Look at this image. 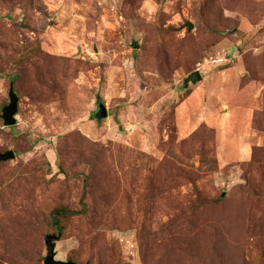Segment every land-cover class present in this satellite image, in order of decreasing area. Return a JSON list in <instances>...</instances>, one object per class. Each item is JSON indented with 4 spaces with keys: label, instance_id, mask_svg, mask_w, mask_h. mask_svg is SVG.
<instances>
[{
    "label": "rangeland",
    "instance_id": "374dc122",
    "mask_svg": "<svg viewBox=\"0 0 264 264\" xmlns=\"http://www.w3.org/2000/svg\"><path fill=\"white\" fill-rule=\"evenodd\" d=\"M6 150L0 264H264V0H0Z\"/></svg>",
    "mask_w": 264,
    "mask_h": 264
},
{
    "label": "water",
    "instance_id": "95a60500",
    "mask_svg": "<svg viewBox=\"0 0 264 264\" xmlns=\"http://www.w3.org/2000/svg\"><path fill=\"white\" fill-rule=\"evenodd\" d=\"M186 26L188 29L192 28V23H187ZM200 79V75L197 72H193L185 78V82L188 80L190 81H196ZM8 98L9 101L6 105L2 107L1 112V118L3 120V124L6 126L14 125L16 122L15 115L17 113V104H18V96L14 92L13 88L10 86L8 90ZM94 118L96 120H101L107 117V108L105 104L102 102H98L96 106V110L94 112ZM15 156V153L13 150H6L4 152H0V161H5L10 158H13ZM48 253L44 258V264H77L71 260L63 261V260H57L54 258V251H53V245L48 244ZM87 264V263H86Z\"/></svg>",
    "mask_w": 264,
    "mask_h": 264
},
{
    "label": "trees",
    "instance_id": "16d2710c",
    "mask_svg": "<svg viewBox=\"0 0 264 264\" xmlns=\"http://www.w3.org/2000/svg\"><path fill=\"white\" fill-rule=\"evenodd\" d=\"M12 88L13 86L10 85ZM14 90V89H13ZM93 118H94V115H93ZM95 119V118H94ZM3 121V120H2ZM1 162V161H0ZM3 162V161H2ZM85 211V204L82 202V208L80 210H78L77 212H74V213H78V214H82L84 213ZM72 214L73 211L71 210H67L66 208L64 207H59V208H56L53 212H52V221L54 223V227L55 225H57L59 223V218H58V215H61V214H64V215H67V214ZM78 264V263H77Z\"/></svg>",
    "mask_w": 264,
    "mask_h": 264
},
{
    "label": "flooded vegetation",
    "instance_id": "af4514ba",
    "mask_svg": "<svg viewBox=\"0 0 264 264\" xmlns=\"http://www.w3.org/2000/svg\"><path fill=\"white\" fill-rule=\"evenodd\" d=\"M94 114V113H93Z\"/></svg>",
    "mask_w": 264,
    "mask_h": 264
}]
</instances>
